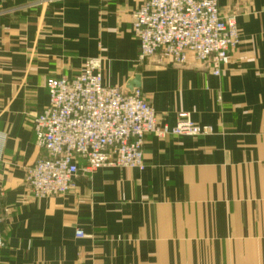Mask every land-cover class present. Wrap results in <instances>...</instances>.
I'll return each instance as SVG.
<instances>
[{"label": "crops", "instance_id": "crops-1", "mask_svg": "<svg viewBox=\"0 0 264 264\" xmlns=\"http://www.w3.org/2000/svg\"><path fill=\"white\" fill-rule=\"evenodd\" d=\"M142 2L0 0V264H264V0H221L240 44L220 76L140 63ZM88 59L107 87L141 90L163 124L187 113L214 134L147 136L143 171L100 169L66 196L35 199L25 180L43 156L32 122L47 80Z\"/></svg>", "mask_w": 264, "mask_h": 264}, {"label": "built area", "instance_id": "built-area-1", "mask_svg": "<svg viewBox=\"0 0 264 264\" xmlns=\"http://www.w3.org/2000/svg\"><path fill=\"white\" fill-rule=\"evenodd\" d=\"M221 0H143L132 14V32L140 44L138 61L158 58L161 65L200 66L221 75L240 44L235 14L223 15ZM49 104L33 119L36 145L43 156L27 169L26 186L35 199L66 196L79 177L100 169L143 171L147 136L166 139L207 137L214 129L178 115L170 127L135 89L107 87L99 59H88L73 78L47 80ZM0 190V249L5 248L3 223L7 210ZM76 236L85 237L82 231Z\"/></svg>", "mask_w": 264, "mask_h": 264}, {"label": "rangeland", "instance_id": "rangeland-1", "mask_svg": "<svg viewBox=\"0 0 264 264\" xmlns=\"http://www.w3.org/2000/svg\"><path fill=\"white\" fill-rule=\"evenodd\" d=\"M236 15V14H235Z\"/></svg>", "mask_w": 264, "mask_h": 264}]
</instances>
